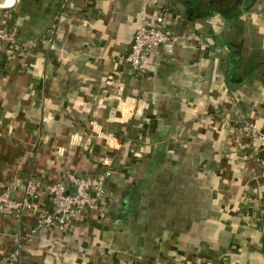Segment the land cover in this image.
I'll return each mask as SVG.
<instances>
[{"label":"crops","instance_id":"obj_1","mask_svg":"<svg viewBox=\"0 0 264 264\" xmlns=\"http://www.w3.org/2000/svg\"><path fill=\"white\" fill-rule=\"evenodd\" d=\"M12 4L3 25L31 48L0 47V195L22 199L24 184L68 172L94 181L123 147L105 198L68 232L32 233L46 196L19 218L0 211V259L264 264V144L245 137L249 121L264 134V0ZM165 9L170 30L199 38L159 47L136 77L125 63L135 32Z\"/></svg>","mask_w":264,"mask_h":264},{"label":"built area","instance_id":"obj_2","mask_svg":"<svg viewBox=\"0 0 264 264\" xmlns=\"http://www.w3.org/2000/svg\"><path fill=\"white\" fill-rule=\"evenodd\" d=\"M6 13H0V47L6 48L9 56L19 54V51H26L31 48L28 44H20L19 30L15 26L6 28L3 19ZM54 25L49 30L48 35L43 40V44L52 43L54 39ZM199 35L194 31L174 32L169 29L167 22V11L163 10L151 25H143L135 32L130 50L125 58V63L136 77H141L151 55L161 46L166 44H181L198 40ZM18 50V51H17ZM133 103V108L126 110L130 117H135L141 110L142 100ZM245 137L252 140H259L264 144V134L251 121L246 124ZM115 153L103 159L102 165L105 170L98 174L94 181L80 177L68 172L64 180L48 183L40 187L35 182L30 181L21 188L22 199H13L10 191L0 195V211L6 215L19 218L25 211L34 210L33 201L41 202L46 196L48 206L44 202L35 208L37 215V226L32 232L43 229L58 230L68 232L73 222L87 210H93L106 196V186L108 179L113 174V160L119 155L123 145L116 144ZM254 156H259V150ZM21 253L19 249L0 259V264H20Z\"/></svg>","mask_w":264,"mask_h":264},{"label":"water","instance_id":"obj_3","mask_svg":"<svg viewBox=\"0 0 264 264\" xmlns=\"http://www.w3.org/2000/svg\"><path fill=\"white\" fill-rule=\"evenodd\" d=\"M13 10L12 0H9V6L7 8L0 6V13H5Z\"/></svg>","mask_w":264,"mask_h":264},{"label":"trees","instance_id":"obj_4","mask_svg":"<svg viewBox=\"0 0 264 264\" xmlns=\"http://www.w3.org/2000/svg\"><path fill=\"white\" fill-rule=\"evenodd\" d=\"M225 15L227 14V10H225V11H222ZM195 33H197L198 35H200L198 32H196V31H194ZM20 44H22V43H20ZM232 50H233V48H232ZM18 51V50H17ZM23 54H25V52L24 51H22V52H20L19 51V58L21 57H23Z\"/></svg>","mask_w":264,"mask_h":264}]
</instances>
